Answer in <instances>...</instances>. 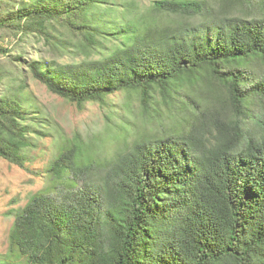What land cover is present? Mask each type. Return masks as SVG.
<instances>
[{"label":"trees","instance_id":"trees-1","mask_svg":"<svg viewBox=\"0 0 264 264\" xmlns=\"http://www.w3.org/2000/svg\"><path fill=\"white\" fill-rule=\"evenodd\" d=\"M221 2L208 20L205 0H0L10 61L50 92L79 105L161 96L173 124L148 117L162 127L139 132L106 174L93 144H64L47 168L53 190L16 213L0 264H264V0ZM10 80L0 157L25 168L39 116L25 80Z\"/></svg>","mask_w":264,"mask_h":264},{"label":"rangeland","instance_id":"rangeland-1","mask_svg":"<svg viewBox=\"0 0 264 264\" xmlns=\"http://www.w3.org/2000/svg\"><path fill=\"white\" fill-rule=\"evenodd\" d=\"M142 8L150 7L155 0H137ZM201 2L204 0H200ZM213 14L208 20L219 19L222 11L221 0H205ZM232 15L240 13V5L229 10ZM215 12V13H214ZM175 23L174 18L163 14L161 19ZM204 16L195 18H178V24L191 23L194 26L201 23ZM163 24H167L162 21ZM0 47L8 53L0 51V66L4 67L9 77L0 85V92L6 89L10 80V86L15 89L19 86V79L25 80L26 88L23 90L25 98L30 99L33 109L37 112L38 123L34 126L36 132L32 137L36 141V147L30 150L26 167H20L0 157V262L7 261L10 257V234L15 222L16 213L21 211L31 198L43 191L53 190L51 177L47 173L49 164L58 156L60 148L64 144H72L75 140H82L86 144H93L95 155L100 165L106 164L95 170L96 175L103 174L110 163L126 145L132 144L139 132L149 128L151 131L159 130L156 124L146 123L148 117L153 118L157 111L167 113L164 118V126H172V120L167 117L170 113L163 103L161 96L151 102V106H145L141 95L137 93H117L107 99V102H88L83 105L72 103L53 94L48 88L33 78L27 67L13 64L10 57L18 54V49L13 48L10 40L0 41ZM57 56V57H56ZM59 63L81 61L85 55L78 54L75 57L68 55H56ZM50 59L53 55H49ZM94 57H96L94 55ZM35 58H39L35 55ZM19 64V63H17ZM22 69L26 71L22 74ZM258 108V107H256ZM259 109V108H258ZM148 110V114L145 113ZM190 113V112H188ZM127 140V142H126ZM106 174V173H104ZM22 260H17L20 263ZM22 264V263H21Z\"/></svg>","mask_w":264,"mask_h":264}]
</instances>
